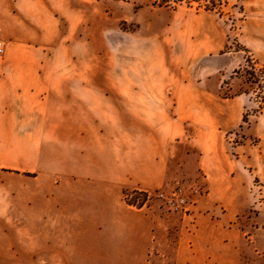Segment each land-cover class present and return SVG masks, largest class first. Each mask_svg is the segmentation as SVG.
<instances>
[{"label":"rangeland","instance_id":"obj_1","mask_svg":"<svg viewBox=\"0 0 264 264\" xmlns=\"http://www.w3.org/2000/svg\"><path fill=\"white\" fill-rule=\"evenodd\" d=\"M66 1L75 14L72 24L67 13L55 26L35 23L47 21V14L33 15L43 16L41 7L30 9L26 24L19 1L0 0V41L5 45L0 66H54L39 180L36 175L0 173V264H190V249L183 248L190 239L181 233L178 212L164 202L153 198L138 210L121 199L130 215L127 222L139 224L138 232L125 233L91 210L94 196L81 191L70 195L68 190L86 188L91 177L114 171L117 162L133 171L131 164L139 159L141 176H149L154 170L147 166L150 158L161 155L168 158L165 183L144 190L158 194L182 188L193 199L192 188L204 185L197 170L200 150L193 141L196 124L182 126L176 97L164 87L180 68L197 84L210 69L220 70L211 87L222 80V89L215 93L224 99L245 98L242 125L227 138L230 147L259 144L257 129L264 127V0L168 5L163 0ZM53 29L59 37L44 39ZM22 48L28 49L25 57L17 55ZM34 49H47L50 55L43 60ZM196 55L201 57L189 64L177 63ZM132 84L140 88L127 87ZM182 127L186 134L167 140L164 152L160 143L166 132L175 138ZM57 180L61 191L54 194ZM248 197L250 206L240 213L234 237L237 258L239 264H264V182L259 178L250 184ZM133 242L139 247H131Z\"/></svg>","mask_w":264,"mask_h":264},{"label":"crops","instance_id":"obj_2","mask_svg":"<svg viewBox=\"0 0 264 264\" xmlns=\"http://www.w3.org/2000/svg\"><path fill=\"white\" fill-rule=\"evenodd\" d=\"M17 1L22 15L28 19L26 24H30V9L40 7L44 15L38 12H34L33 15L45 17L47 14L45 17L47 21L37 20L35 22L37 24L51 23L56 26L57 20L62 16L66 18L67 13L71 14L67 21L72 24V18L75 16L70 2L66 0H60L58 5L49 0L48 6L36 4L41 0ZM72 35V40H76L75 32ZM58 37L57 29H53L51 34H44L46 40L54 41ZM24 39L26 41L22 42L27 43L29 37ZM34 50L37 57H43V60L50 55L47 49L42 52L39 49ZM27 53L28 49L22 48L17 55L25 57ZM199 57L201 56H183L182 60L178 58L180 61L178 60L177 63L189 64L191 58L194 60ZM53 67L48 63H8L0 66V173L20 177L36 175L35 179L39 180L40 172L43 170L42 149L48 122L47 90L52 88ZM178 72L177 78L168 79L164 87L169 94L176 97L173 103L178 105V120L182 122V126L188 121L196 124L193 141L200 150L198 177L199 182L206 186V195L199 200L194 214L177 213L181 218V233L183 232L186 238L190 239L189 247L187 243L183 246L184 249H190L187 261L190 264H239L238 249L234 239L239 232L238 217L250 206L248 197L250 184L256 177L264 182V127L260 125L257 129L256 135L261 138L259 144L251 145L245 142L238 147H230L227 138L232 136L243 122L244 95L224 99L215 93L222 89V80L218 81L216 88L211 87L213 77L221 72L220 70L210 69L201 76V80L197 78L198 84L189 82L186 71L180 68ZM185 74L186 76H183ZM151 85L146 86L150 89ZM127 87L140 88L135 84ZM185 134L184 127L175 138H172V132H166L165 140L161 139L160 147L164 149L169 142L176 141ZM150 159L152 160L147 166L154 170L149 176H141L144 164L139 159L134 165L131 164L132 168H136L133 171L128 168L126 170L124 163L117 162L114 171L110 172L112 176L109 171H102L101 174L104 175L98 178L91 177L86 188L80 190L70 187L68 193L75 196L80 191L91 194L94 196L91 199V210L100 211L106 216L108 225H116L119 232L126 233L131 230L134 233L138 232V222H127L130 215L126 212L124 207L126 204L123 201V205L121 199L126 189L133 190L137 187L153 189L165 183L168 158L156 155ZM103 169L102 167L101 170ZM156 169L161 171L157 174ZM58 182L57 180L54 194L61 191L62 183L59 186ZM134 245L139 247V243L133 242L131 247L134 248ZM124 247H130V244L124 243ZM178 264L188 263L186 260H181Z\"/></svg>","mask_w":264,"mask_h":264},{"label":"built area","instance_id":"obj_3","mask_svg":"<svg viewBox=\"0 0 264 264\" xmlns=\"http://www.w3.org/2000/svg\"><path fill=\"white\" fill-rule=\"evenodd\" d=\"M5 51V45L0 41V55ZM193 199L184 195L182 188H177L171 193L160 192L153 194L151 191L137 188L126 192L122 195V199L125 204L133 209L143 210L147 207V204L153 199L157 198L169 206V210L173 212L188 213L189 207L196 205L197 200L206 195V190L203 186H195L192 188Z\"/></svg>","mask_w":264,"mask_h":264},{"label":"trees","instance_id":"obj_4","mask_svg":"<svg viewBox=\"0 0 264 264\" xmlns=\"http://www.w3.org/2000/svg\"><path fill=\"white\" fill-rule=\"evenodd\" d=\"M183 0H163V2L168 5L171 2H182ZM219 2H221V0H218Z\"/></svg>","mask_w":264,"mask_h":264}]
</instances>
